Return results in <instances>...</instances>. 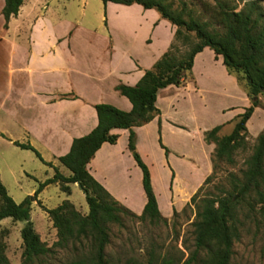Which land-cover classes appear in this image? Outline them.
Listing matches in <instances>:
<instances>
[{
  "label": "crops",
  "instance_id": "0c3cea01",
  "mask_svg": "<svg viewBox=\"0 0 264 264\" xmlns=\"http://www.w3.org/2000/svg\"><path fill=\"white\" fill-rule=\"evenodd\" d=\"M2 5L0 0V9ZM3 22L0 14V54L5 59L0 138L14 146L28 143L63 175L69 171L56 158L68 151L73 138L95 126L93 105L106 103L129 110L130 102L115 85H134L167 49L175 30L154 8L101 0H22L5 27ZM190 74L178 86L158 89L154 101L158 115L132 127L134 148L148 167L157 208L166 219L173 208H182L210 171L214 145L203 140V132L229 124L249 104L235 78L226 72L221 56L208 47L195 53ZM225 112L230 113L223 116ZM110 132L117 134L115 142L101 143L86 169L119 204L139 214L145 195L141 171L126 146L128 130ZM154 148L167 171L162 203L152 176ZM200 163L204 170L191 180L190 171ZM48 169L50 177L53 169ZM0 182L7 192L1 173ZM32 204L41 205L38 195ZM77 210L84 214L87 208ZM44 214L46 222L40 215L37 221L30 214L29 218L39 239L49 245L55 240V229Z\"/></svg>",
  "mask_w": 264,
  "mask_h": 264
},
{
  "label": "trees",
  "instance_id": "16d2710c",
  "mask_svg": "<svg viewBox=\"0 0 264 264\" xmlns=\"http://www.w3.org/2000/svg\"><path fill=\"white\" fill-rule=\"evenodd\" d=\"M101 1L124 5L137 3L143 8H154L162 18L175 26L173 39L134 85H115L114 89L130 102L129 110H120L106 103L93 105L95 126L88 133L73 138L68 151L56 158L69 171L68 175H63L50 162L43 161L28 143H14L33 151L53 169L50 177L38 183L32 196L27 195L20 202H14L0 182V220L9 218L13 222H22L19 228V264H232L233 244L238 238L239 207L256 216L264 229V129L255 137L240 174L237 176L226 171L228 188H221L215 195L198 196V193L219 164H233L235 150L245 144V122L253 108L258 106L259 97L264 100V9L260 5V1L264 0H243L239 8L232 0H212L215 7H211V19L194 16L184 5L174 8L171 0ZM21 2L3 0L0 14L4 27L8 18L16 14ZM203 47L221 56L226 72L235 78L239 86L242 80V90L249 99V105L228 122H233L229 133L218 134L223 124L214 125L203 132V140L214 145L210 153L211 171L188 202L179 211L173 208L171 214L176 217L179 212L189 208L193 215L181 236L182 249L176 245L156 244L149 239L141 252L130 250L128 254L110 259L105 253L110 241L108 224H121L123 213L150 225H167V219L161 216L157 208L148 168L134 148L132 127L158 115L154 104L158 89L170 84L178 86L191 78L193 57ZM113 128L128 130L126 146L141 171L145 203L139 214L119 204L86 169V163L101 143L115 142L117 134L110 132ZM158 143L166 152L159 139ZM72 183H76L82 191L87 211L82 214L67 199L52 208H43L55 229V240L46 245L39 239L29 218L30 203L38 191L48 184H55L61 192L69 194V184ZM7 234V228L0 229V264H9L5 255ZM178 237V232L174 231V238ZM57 250H64L66 257L54 263L51 257Z\"/></svg>",
  "mask_w": 264,
  "mask_h": 264
},
{
  "label": "rangeland",
  "instance_id": "374dc122",
  "mask_svg": "<svg viewBox=\"0 0 264 264\" xmlns=\"http://www.w3.org/2000/svg\"><path fill=\"white\" fill-rule=\"evenodd\" d=\"M232 1L237 5V8H239L243 2V0ZM171 2L174 8H179L184 5L194 16L202 19H211V7H215L212 0H171ZM260 5L264 9V1H260ZM4 73L5 59L0 54V86L3 82V80L1 81V77L4 76ZM239 84L242 89V80L239 81ZM229 113L230 112H225L223 116H228ZM229 118H232V116ZM232 123L233 122L223 125L218 131V134L224 135L229 133ZM245 127V144L242 148L235 150L233 164H219L211 179L202 185L198 196L204 194L215 195L221 188H228L229 183L227 178H225L226 171H231L238 176L240 170L244 168L243 161L251 153L255 137L264 129V100L261 97H259L258 106L253 108L250 117L246 120ZM150 161L152 163V176L155 181L156 193L158 194L160 203H162L166 190L164 187V180L167 171L166 168L160 164V152L156 150V148L151 152ZM203 170L204 166L200 163L198 167H195L194 170L190 171V179L193 180L195 175L201 173ZM62 171L64 174L68 173L63 167ZM0 173L8 195L14 202H20L25 196H31L28 192L31 190L32 192L35 191L38 183L49 176L50 169H48V166L44 164V162L39 159L33 151L16 147L9 144L5 139L0 138ZM186 176L187 175L185 174L182 178ZM201 183L199 185H201ZM197 187L192 190V193ZM69 189V194H65L54 184L44 186L36 194L41 201V205H30L29 214L31 218L34 221H37L40 215L42 221L46 222L44 214L45 210L43 208H52L63 199L72 202L77 209L83 210L87 208L82 191L77 184H69ZM192 216L189 208H185V211L179 212L176 217L170 216L167 219V225H162L160 223L150 225L146 221H139L131 217L129 214L123 213L121 215V224H108L110 241L105 247L106 256L110 259H115V257L122 254L130 253V250H133V252H141L149 239H153L156 244L163 243L164 245H176L178 248L182 249L181 236L185 233L187 229L186 224L191 220ZM186 219L189 220L186 222ZM237 219L238 238L233 244L231 263L264 264V229L261 223L257 221L256 216L248 214L244 208L240 207L237 213ZM21 225L22 222H13L9 218H4L0 221V229H8V234L5 237V255L9 264L20 263L21 248L18 243V239H20L18 226ZM174 231H177L179 234L177 239L174 238ZM64 257H66V252L64 250H57L55 255L51 257V261L56 263L57 260L63 259Z\"/></svg>",
  "mask_w": 264,
  "mask_h": 264
}]
</instances>
